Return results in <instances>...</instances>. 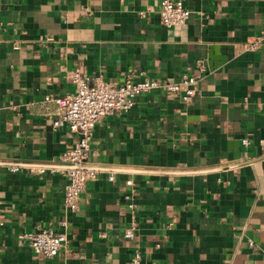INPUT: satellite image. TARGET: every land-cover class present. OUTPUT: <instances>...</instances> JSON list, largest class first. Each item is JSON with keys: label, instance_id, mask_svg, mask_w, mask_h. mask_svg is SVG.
Listing matches in <instances>:
<instances>
[{"label": "crops", "instance_id": "0c3cea01", "mask_svg": "<svg viewBox=\"0 0 264 264\" xmlns=\"http://www.w3.org/2000/svg\"><path fill=\"white\" fill-rule=\"evenodd\" d=\"M160 3L0 0V264H264V41L244 47L264 0H186L173 28ZM75 73L197 82L189 103L154 90L96 125L98 178L71 212L59 157L80 134L45 98L74 94ZM45 228L67 237L53 259L23 238Z\"/></svg>", "mask_w": 264, "mask_h": 264}, {"label": "built area", "instance_id": "2783aa9c", "mask_svg": "<svg viewBox=\"0 0 264 264\" xmlns=\"http://www.w3.org/2000/svg\"><path fill=\"white\" fill-rule=\"evenodd\" d=\"M186 0H161L160 19L167 28L179 27L188 23L192 12L185 7ZM264 41V34L248 41L244 47L254 51ZM196 78L183 74L178 81H158L143 78L135 81L129 77L125 83L115 85L102 79L91 81L80 73L73 75L76 85L74 94L54 99L50 96L45 102H54L58 107V116L54 121L55 128L68 127L71 132L80 134L79 141L71 148L64 151L59 157V163L69 166L66 169L68 183L65 188L64 203L66 208L75 212L79 207V199L86 190L90 181L97 180L98 171L88 167V157L91 150V141L94 137L96 125L105 117L116 113H126L133 109L139 95L154 90H165L178 96L184 103H189L194 93ZM243 143L248 145V139ZM20 166H13V172H19ZM49 169L46 167L30 168L32 175L43 174ZM113 179V176H111ZM128 185H133L129 180ZM133 208L134 204H130ZM137 224L133 223L125 232V238L133 239ZM32 251L47 259L55 258L65 247L67 237L53 229H41L23 235ZM250 244H253L252 242ZM133 264H140V255H137Z\"/></svg>", "mask_w": 264, "mask_h": 264}, {"label": "water", "instance_id": "95a60500", "mask_svg": "<svg viewBox=\"0 0 264 264\" xmlns=\"http://www.w3.org/2000/svg\"><path fill=\"white\" fill-rule=\"evenodd\" d=\"M13 166H18V165H13ZM13 166H12V167H13ZM66 168H69V166H66ZM94 170H96V169H94Z\"/></svg>", "mask_w": 264, "mask_h": 264}]
</instances>
